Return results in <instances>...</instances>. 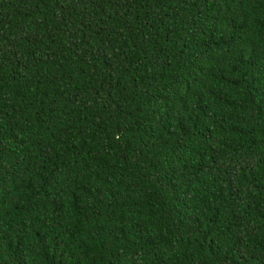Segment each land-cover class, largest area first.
I'll return each mask as SVG.
<instances>
[{
	"label": "trees",
	"instance_id": "trees-1",
	"mask_svg": "<svg viewBox=\"0 0 264 264\" xmlns=\"http://www.w3.org/2000/svg\"><path fill=\"white\" fill-rule=\"evenodd\" d=\"M0 264H264V0H0Z\"/></svg>",
	"mask_w": 264,
	"mask_h": 264
}]
</instances>
